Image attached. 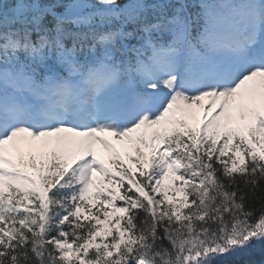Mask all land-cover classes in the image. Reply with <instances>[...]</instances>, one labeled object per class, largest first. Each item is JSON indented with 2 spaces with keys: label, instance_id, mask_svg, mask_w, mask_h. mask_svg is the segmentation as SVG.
Returning <instances> with one entry per match:
<instances>
[{
  "label": "snow or ice",
  "instance_id": "6c2138e0",
  "mask_svg": "<svg viewBox=\"0 0 264 264\" xmlns=\"http://www.w3.org/2000/svg\"><path fill=\"white\" fill-rule=\"evenodd\" d=\"M0 264H264V0H0Z\"/></svg>",
  "mask_w": 264,
  "mask_h": 264
}]
</instances>
